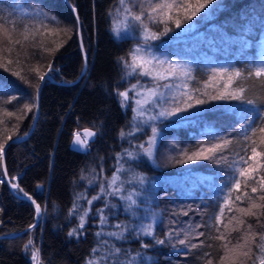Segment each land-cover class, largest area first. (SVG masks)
Segmentation results:
<instances>
[{"label":"trees","instance_id":"16d2710c","mask_svg":"<svg viewBox=\"0 0 264 264\" xmlns=\"http://www.w3.org/2000/svg\"><path fill=\"white\" fill-rule=\"evenodd\" d=\"M143 3L144 0H124V4L120 0H0V81L11 86L0 92V144L8 143L4 152L8 181L19 186L13 189L10 183L0 182V264H32L35 257L37 264H87L89 260L128 264L133 257L134 264H208V260L221 264L225 241L216 237L225 235L232 248L241 234L248 239L250 256L260 264L261 257L251 237L264 231V216L257 224L256 217L238 210L249 206L248 197L261 203L256 199L260 194L258 179H248L249 187L245 189V180L240 178L241 189L231 193L229 212L221 199L232 180L229 164L176 161L182 151L190 154L225 139L231 143L218 155L229 162L251 155L245 135H250L249 128H258L264 118V77L242 78L231 85V89L244 87L245 95L257 101L253 105L241 100H211L210 95L216 94L217 88L222 90L227 76H217L215 80L211 77L215 70L225 68L246 74L262 60L264 0H219V8L205 18L194 17L195 23L188 31L179 33L181 28L175 29L151 41L155 50L168 52L175 46L193 50L198 57L191 67L192 95L208 100V104L188 109L184 113L187 118L176 123L170 119L140 123L136 118L130 85L134 78L143 77L129 75L130 69L121 58L131 63L132 46L144 42L142 28L125 10L130 8L139 14ZM41 6L55 21L45 17ZM145 24L152 32L163 28L147 19ZM169 27L174 25L170 23ZM78 31L88 62L83 74ZM46 74L50 79L43 80L36 99L40 76ZM206 81L216 87L206 88ZM126 90L128 100L122 107L117 93ZM13 96L17 99L13 100ZM25 105H31L32 110ZM201 108L210 110L200 114ZM32 124L29 135L20 139ZM241 124L245 125L243 129ZM152 126L159 133L153 156L148 158L139 146L149 147ZM81 128L97 133L95 140L88 143L89 150L83 153L69 147L74 132ZM121 132L131 134L121 137ZM259 136L257 132L253 137L257 145ZM125 150L139 155L129 160L121 156ZM257 152H264V146H257ZM1 159L0 180L7 181ZM121 165L117 181L120 195L101 193V187L111 190L109 183ZM139 175L144 177L143 183L134 178ZM253 175L264 176V168ZM251 187H257L258 192L251 193ZM20 189L40 205L42 215L38 220L34 205L22 197ZM245 191L248 197L243 195ZM130 193L136 200L131 206L121 199ZM238 195L241 201L235 200ZM96 196L100 199L89 205L87 201ZM221 207L223 223H218L215 218ZM86 209L90 210L81 234L70 236L73 229H78L79 217ZM97 209H104L106 224L99 223ZM149 224L157 238L168 239L167 234L173 230L176 234L166 244L155 245L153 237L136 235ZM248 224L252 225L250 232ZM118 225L128 226L123 239L107 235L118 232ZM17 232L21 234L8 237ZM98 232L103 234L98 236ZM198 232L204 235L198 236ZM185 239L187 247L179 243ZM30 241L32 247L25 251ZM143 244L149 247L143 248ZM193 244L198 247L193 248ZM113 248H120L121 253L113 254ZM244 264H252V259L245 258Z\"/></svg>","mask_w":264,"mask_h":264},{"label":"snow or ice","instance_id":"6c2138e0","mask_svg":"<svg viewBox=\"0 0 264 264\" xmlns=\"http://www.w3.org/2000/svg\"><path fill=\"white\" fill-rule=\"evenodd\" d=\"M121 4H124V0H120ZM219 0H144L143 4L139 5V14L133 13L130 8H126V12L129 16L132 17V20L137 22L143 31V39L144 43L140 45L137 49L130 53L131 56V63L121 58L124 65L130 69L131 71L128 73L129 75L132 73H136L139 70V75L141 76H148L152 78L153 87L146 88L145 92L148 97L153 98V100H160L164 98V93L161 91L162 89L171 90L173 84L168 83L167 81L173 79H179L181 77L184 78H191V68L190 66L181 63L179 60L171 59L167 56H158L151 52V41L159 40L162 36H167L170 32H174L175 29H180L183 26L185 30L190 29L193 27L195 21H193L194 17L198 15L201 18H205L208 15L212 14L219 8ZM42 13L45 15L46 18L51 17L53 21H55V17L51 14H48L43 11V7L41 6ZM145 19H147L150 23L154 25H163L162 31L160 32H152L151 29L145 24ZM191 22V23H190ZM0 23H3L0 20ZM174 25V27H169V24ZM27 38V37H25ZM145 45L148 46V49H145ZM87 67L85 65V69L82 71V74L86 72ZM19 76V73H16ZM219 76L223 79L227 76L226 82L222 86V90L217 88L216 94L210 95L211 100H241L246 102L249 105L256 104L257 101L255 99H250L248 96L245 95L246 89L244 87L237 86L234 89H231V85L236 83L237 81L243 79H248L250 77L262 78L264 77V61H260L259 63L255 64L254 66L250 67L245 74L239 69H233L229 71V69H217L213 73L211 79L215 80L216 77ZM40 79L43 80L44 76L41 75ZM164 81L165 83H161ZM66 84H71L74 82L65 81ZM206 88L208 86L216 87L215 84H210L208 81L205 82ZM10 85L6 84L3 81H0V92H6L10 89ZM137 85H133L132 89L135 90ZM184 88H187L188 85L185 83L183 85ZM205 94H207L205 92ZM117 95L121 98L120 103L121 106H125L128 100V90L124 92L117 93ZM140 95V93H137ZM185 97L182 101L176 100L175 97L172 98V101L175 105L171 111L165 109L160 111L156 116L150 117V119H159V118H169V117H176L177 119L183 120L187 117L181 115L183 113H187L188 109H193L197 105H206L208 104V100L206 99H199L194 98L193 95L189 94L188 92L183 93ZM13 100L17 99V97L13 96ZM147 100H137V104H144L147 103ZM261 103H264V97H261ZM25 108L29 111L32 110L31 105H25ZM210 109L201 108L198 110L200 114ZM141 116L144 115L143 112L139 113ZM9 115H12L9 113ZM251 124V121L248 122ZM240 127L243 129L245 127L244 124H241ZM87 131V130H86ZM153 135L149 138L148 148H144L143 145H140L139 148L148 158L153 156V147L156 143V137L159 133V129L155 126L151 128ZM250 135H245V140L250 142L251 145V155L245 159V157L240 156L236 161L229 162L228 159L223 155H218L221 150L228 144L231 143L230 140H223L220 143H215L210 147L201 146L197 150L192 151L190 154L187 151H182L181 158L176 161L179 164H185L188 162H194L199 160H212L214 163H226L229 164L230 168L232 169V180L229 181L227 185V192L225 193V197H222L224 207H228L232 203V196L231 193L233 191H239L241 189V179L244 178L245 180V189L249 187L247 181L248 179H253V181H259V196L256 198L261 203H256L252 197H248V192L245 191L243 195L248 197L249 206L246 208H239L238 210L242 213H245L247 216L256 217V223H260V216H264V176H259L258 178L255 177L253 174L261 168H264V152H257V146H264V118L261 120V125L258 128H249ZM257 132L260 134L259 136V144L257 145V141L253 139L256 136ZM131 133H124L121 132V137L126 135H130ZM88 135L91 137H95L97 133L88 131ZM73 143L79 146L80 150H84L88 148V140L82 139L80 133H76L74 136ZM4 152V146L0 144V157H2ZM139 153L125 150L121 156L127 157L129 160L137 158ZM120 157H118L119 163ZM123 170V165L117 168V175H114L109 183V189H105L101 187V193L108 195V196H117L120 195L121 189L117 186V181L119 180V173ZM6 172V169L4 170ZM134 178L138 179L141 183L144 181V177L142 175L135 176ZM0 182H8L13 189H18L19 186L16 183H11V181H3ZM122 183V182H121ZM251 193L255 194L258 192L257 187H251ZM23 193V190H19ZM224 191V189H221ZM134 193H130L127 196H121V199L126 200L129 202V206L134 205L136 200L133 199ZM24 198H26L30 203L34 205V211L37 217L42 215L41 207L39 204L35 203V201L30 197L27 193H23ZM100 199V196L93 197L92 200H88L87 203L89 205L92 204L93 200ZM236 201H241V196L235 197ZM224 207H221L219 210V216L216 217V221L218 223H223V216H224ZM105 208H108L111 211V208L108 203H105ZM90 209H86L83 211V214L79 217V227L78 229H73L72 232L69 233L70 236L73 235H80L81 231L86 223V218L88 216V212ZM229 212L232 211L231 207H228ZM259 210V211H256ZM2 211V209H0ZM97 215L99 217V223L104 225L107 223V216L104 214V209H97ZM187 213H185L186 215ZM234 219V217H233ZM229 223H232L229 220ZM240 224L243 225L244 221L241 220ZM30 227H35L30 226ZM120 230L118 232H110L107 233L109 236H116L118 239L124 238V232L128 230V226H117ZM227 227V225H225ZM264 228V225H261ZM247 229L250 232L252 229V225L248 224ZM217 232L220 231L219 227H217ZM233 231H238L237 229H233ZM102 232H98L97 235H102ZM144 235V236H151L153 237L155 245H164L169 242L170 238L173 237L176 233L175 231H170L167 234L168 239H160L154 236L153 227L151 224L142 227L136 235ZM198 236H203V232H198ZM257 237L259 238L257 240ZM216 239L220 241H225L224 248H225V255L221 257V264H244L245 258L252 259V264H256V259L251 257L250 254L252 252L251 247L248 246V239L245 238L243 234L240 235V240L232 247L229 248L228 244L230 242L226 241L225 235H218ZM251 240L253 244L256 245L257 252L260 254V264H264V231L257 233L256 236H252ZM181 245L187 247L188 241L179 240ZM203 244V241L200 242ZM193 248L198 247V245L193 244L191 245ZM32 247L31 241L28 245H25V251H28ZM143 248H148V244H143ZM94 253L97 249L92 250ZM113 254H120V248H113ZM234 255H230L233 254ZM139 255V254H138ZM104 259H107L105 257ZM150 259V258H149ZM135 257L131 258L128 261V264H134ZM87 264H99L97 260H89ZM208 264H212L211 260H208Z\"/></svg>","mask_w":264,"mask_h":264},{"label":"rangeland","instance_id":"374dc122","mask_svg":"<svg viewBox=\"0 0 264 264\" xmlns=\"http://www.w3.org/2000/svg\"><path fill=\"white\" fill-rule=\"evenodd\" d=\"M188 30L189 29L185 30V28L183 27V28H181L179 33L184 32V31H188ZM140 36L143 38V34H140ZM179 39L176 38L175 41H178ZM143 43L144 42L141 41V43L134 44L132 46V52L135 49H137L140 45H142ZM263 45H264V43H263ZM144 47L146 50L148 49L147 45H145ZM172 48L174 50L168 51V52L165 51L164 49L155 50V49H157L156 46L151 44L150 50L152 53H154L158 56H167L171 59L179 60L181 63L190 66V68L193 66V63L196 61V58H198L197 54L196 53L194 54L193 50L186 51V50L181 49L180 47H175V46ZM191 54H193V56H191ZM261 61H264V49H263ZM135 74H138V76H139V70L136 73H132V75H135ZM140 77H143V79L141 78V79L137 80L136 78H134V80H132V83L130 82L131 83L130 87H132L133 85H137L136 89L133 91V94H134L133 99L135 102L136 118H138V121L141 120L142 122H140V123H145V122L146 123H152V122H157V121L162 122V121H165L167 119H170L172 121H175L174 123L180 122V119H177L176 117L159 118V119H155V120L150 119V117L156 116L160 111L165 110V109L171 111L174 106H177L172 101L173 97H175L176 100H178V101H182L185 98L183 96V93L188 92L189 94L192 95L193 87H191V83H190L191 78L181 77L179 79H173V80L167 81L168 83L173 84L172 89L170 91L166 90V89H162L161 91L164 93V98L160 99V100H153V98L148 97L146 92H145L146 88L153 87L152 78L148 77V76H140ZM161 83H165V82L162 81ZM185 83H187V85H188L187 88L183 87V85ZM137 93H140V95H137ZM137 100H147L148 102L144 103V104H137L136 103ZM140 112H143L144 115L141 116L139 114ZM181 115H184V113ZM157 137H158V135H157ZM157 137H156V139H157ZM146 148H148V146ZM36 218L38 220L39 217L36 216Z\"/></svg>","mask_w":264,"mask_h":264},{"label":"water","instance_id":"95a60500","mask_svg":"<svg viewBox=\"0 0 264 264\" xmlns=\"http://www.w3.org/2000/svg\"><path fill=\"white\" fill-rule=\"evenodd\" d=\"M70 6H71V5H70ZM71 9H72V11H73L74 13H76V9H75V7L71 6ZM78 35H79V46H80V49H81V51H82V53H83V57H84V68H83V70H84V69H85V65H86V67H88V62H87L86 54L84 53V50H83V47H82V43H81V39H80V31H78ZM83 70H82V71H83ZM44 79H50V76H49L48 74H46V75H44ZM44 79H43V80H44ZM43 80H41L40 83H39V85H38V88H37V91H36V99H38L39 91H40V88H41V85H42ZM36 113H37V108H36ZM33 127H34V124H32V126H31L30 130L27 132V134L24 135L23 137H21L20 139H24V138H26V137L29 135V133L31 132V130H32ZM86 130H87V131H86ZM88 131H91V132H95V133H96V131H94V130H92V129H90V128H81V129H79L77 132H74V135L72 136V138H71V140H70V143H69V147H70V149L75 150V151H77V152H81V153L88 151V150H89V146H88L87 149L80 150L79 146H77V145H75V144L73 143V141H74V136H75L76 133H80L81 138H82V139H87V140H88V143L93 142V141L95 140L96 136H95V137H91V136H89V135H88ZM13 141H16V139L13 140ZM7 144H8V143H7ZM7 144H5V146H4V152H5V148H6ZM4 152H3V155H2L1 163H2V170H3V173H4V177H5V178L7 179V181H8L7 173L4 171V170H5ZM29 196H30V195H29ZM22 197H24V196L22 195ZM30 197H31V196H30ZM25 199H26V198H25ZM32 199H33V198H32ZM33 200H34V199H33ZM34 201H35V200H34ZM35 203H37V202L35 201ZM37 204H38V203H37ZM36 219H37V218H36ZM32 226H33V225H32ZM19 234H21V232H17V233H14V234H10V235H8V237H15V236H17V235H19ZM32 264H37V258H36V257L32 260Z\"/></svg>","mask_w":264,"mask_h":264}]
</instances>
